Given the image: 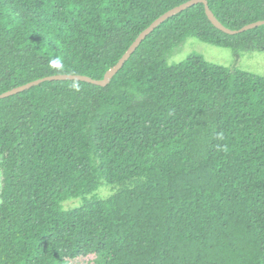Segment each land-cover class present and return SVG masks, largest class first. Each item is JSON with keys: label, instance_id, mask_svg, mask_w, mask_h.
Here are the masks:
<instances>
[{"label": "trees", "instance_id": "1", "mask_svg": "<svg viewBox=\"0 0 264 264\" xmlns=\"http://www.w3.org/2000/svg\"><path fill=\"white\" fill-rule=\"evenodd\" d=\"M186 1L0 0V94L102 79ZM206 1L229 29L264 20V0ZM187 37L264 51V24L227 34L198 3L106 86L52 80L0 99V264H264V76L196 52L168 64ZM102 183L114 192L96 198Z\"/></svg>", "mask_w": 264, "mask_h": 264}, {"label": "rangeland", "instance_id": "2", "mask_svg": "<svg viewBox=\"0 0 264 264\" xmlns=\"http://www.w3.org/2000/svg\"><path fill=\"white\" fill-rule=\"evenodd\" d=\"M194 52L201 54L206 61L215 63L219 66L229 69H239L258 76H264V51L247 49L236 52L230 48L217 47L204 43L194 37H187L174 47L172 51L166 55V61L168 64L179 63ZM113 188V186L102 183L94 195L96 198H106L114 192ZM91 197L92 196H88L86 199L91 200ZM83 202L84 199L79 197L66 200L62 203V206L64 209H71L80 206ZM94 261L95 259L92 256L78 257L64 264H93Z\"/></svg>", "mask_w": 264, "mask_h": 264}, {"label": "water", "instance_id": "3", "mask_svg": "<svg viewBox=\"0 0 264 264\" xmlns=\"http://www.w3.org/2000/svg\"><path fill=\"white\" fill-rule=\"evenodd\" d=\"M202 3L204 5L205 13L208 17V19L220 30L227 34H237L242 33L244 31H247L249 29L258 27L260 25L264 24V20H258L249 24L244 25L243 27L239 29H229L223 24H221L218 19L214 16L212 11L210 10L208 6V2L206 0H188L184 2L181 5H178L162 15H160L158 18H156L154 21H152L144 30H142L139 35L135 38V40L131 43L127 51L120 57L118 62L110 68L103 76L102 79H94L86 75L81 74H56V75H50L42 78H38L35 80H32L30 82H27L25 84H22L20 86L14 87L10 90H7L0 94V99L6 98L8 96L17 94L21 91L27 90L31 88L32 86H36L44 81H52V80H80L85 81L91 84L99 85V86H106L111 78L121 69V67L124 65V63L128 60V58L131 56V54L135 51V49L139 46V44L162 22H164L167 18L174 16L175 14L179 13L180 11L193 6L195 4Z\"/></svg>", "mask_w": 264, "mask_h": 264}]
</instances>
